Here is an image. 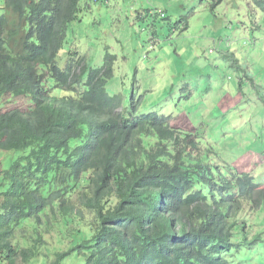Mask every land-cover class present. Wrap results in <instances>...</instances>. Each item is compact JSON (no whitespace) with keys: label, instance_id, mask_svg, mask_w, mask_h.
Instances as JSON below:
<instances>
[{"label":"trees","instance_id":"trees-1","mask_svg":"<svg viewBox=\"0 0 264 264\" xmlns=\"http://www.w3.org/2000/svg\"><path fill=\"white\" fill-rule=\"evenodd\" d=\"M250 2L264 12V0ZM4 4L0 260L37 259L36 243L49 229L36 228L57 209L63 233L75 214L80 228L69 234L86 236L40 264H231L223 255L238 245L234 231L247 233L237 214L245 203L253 210L264 206V183L248 172L217 177V167L197 157L194 135L174 128L169 116L155 111L138 116L135 106L115 111L122 98L106 90L112 55L78 75L73 63L60 70L55 57L81 0ZM54 84L77 94L58 96ZM47 222L52 229L59 225L57 218ZM31 227L35 244L15 241L18 231ZM245 240L264 243L260 233ZM73 258L78 261H69Z\"/></svg>","mask_w":264,"mask_h":264},{"label":"rangeland","instance_id":"rangeland-1","mask_svg":"<svg viewBox=\"0 0 264 264\" xmlns=\"http://www.w3.org/2000/svg\"><path fill=\"white\" fill-rule=\"evenodd\" d=\"M250 1L81 0L58 64L64 68L72 62L78 75L84 63L98 68L106 54L112 55L113 76L106 88L112 95L121 93L124 105L115 111L135 106L138 116L151 111L170 116L173 127L194 135L197 157L216 166L217 177L248 172L264 183V12ZM3 5L0 0V11ZM55 85L50 87L58 96L77 94ZM76 200L74 191L71 204ZM54 211L36 228L49 229L36 243L41 254L27 263L19 257L18 264L49 262L56 251L86 236L69 234L80 228L75 214L63 233ZM55 218L59 225L52 229L47 221ZM237 219L246 223L247 233L236 229L238 245L223 256L231 264H264L263 241L250 245L245 240L256 233L264 238V206L253 210L245 203ZM32 229L18 231L15 241L27 238L31 247Z\"/></svg>","mask_w":264,"mask_h":264},{"label":"clouds","instance_id":"clouds-1","mask_svg":"<svg viewBox=\"0 0 264 264\" xmlns=\"http://www.w3.org/2000/svg\"><path fill=\"white\" fill-rule=\"evenodd\" d=\"M3 3H4V0H3ZM4 7H5V4L3 5V7H2V9H1V11H0V14H4L5 13V11H4ZM79 14V13H78ZM77 19H78V16H77ZM71 24V23H70ZM70 26V25H69ZM69 26L67 27V30H66V37H65V40H64V42H63V44H62V47L60 48V50H59V52H58V54L56 55V57H55V63H56V65H57V67L60 69V70H64V69H66V68H68V65L70 64V63H72V62H70V61H68L67 62V65L64 67V68H61V66H59V64H58V58H59V54L61 53V52H64V49L62 50V48H63V46H64V44H66V39H67V35H68V29H69ZM70 49V48H69ZM68 49V50H69ZM212 50L210 49V52H211ZM86 65H85V63H84V67H85ZM87 68V67H86ZM95 68V67H94ZM47 77H48V75H47ZM57 89H61V88H57ZM106 90H107V88H106ZM109 93V92H108ZM110 94V93H109ZM116 94H118V95H120L121 96V98H122V95H121V93H119V92H117ZM110 95H112V94H110ZM114 95V94H113ZM122 106H124V105H120L119 106V108L120 107H122ZM125 107H127L128 108V106H125ZM129 109V108H128ZM167 116V115H166ZM170 117V116H169ZM170 122H171V117H170ZM175 128V127H174ZM177 129V128H176ZM181 131V130H180Z\"/></svg>","mask_w":264,"mask_h":264}]
</instances>
